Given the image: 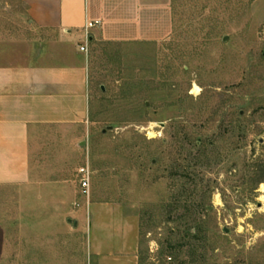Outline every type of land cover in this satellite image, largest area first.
Here are the masks:
<instances>
[{"label": "rangeland", "instance_id": "obj_1", "mask_svg": "<svg viewBox=\"0 0 264 264\" xmlns=\"http://www.w3.org/2000/svg\"><path fill=\"white\" fill-rule=\"evenodd\" d=\"M170 8L163 40L88 42L77 138L44 135L29 180L0 185V264H264V0ZM24 13L0 0L20 37Z\"/></svg>", "mask_w": 264, "mask_h": 264}, {"label": "crops", "instance_id": "obj_2", "mask_svg": "<svg viewBox=\"0 0 264 264\" xmlns=\"http://www.w3.org/2000/svg\"><path fill=\"white\" fill-rule=\"evenodd\" d=\"M22 3L27 35L0 22L2 186L29 180L32 154L44 135L65 131L77 138L89 105L87 57L80 46L97 39L158 41L172 29L170 0ZM93 20L100 23L86 33V22Z\"/></svg>", "mask_w": 264, "mask_h": 264}, {"label": "trees", "instance_id": "obj_3", "mask_svg": "<svg viewBox=\"0 0 264 264\" xmlns=\"http://www.w3.org/2000/svg\"><path fill=\"white\" fill-rule=\"evenodd\" d=\"M196 207L199 209V212L203 211V213H208V211L206 210V205L203 202L197 203ZM192 230L196 232L193 234ZM184 231H185V235L182 239L183 241L179 242L180 244L178 246L180 247V246L188 245L189 246L188 250L190 251V254H194L198 249L197 247H200L199 244L203 242L205 239L203 235L204 230L200 225V223H193L191 225L190 224L187 225Z\"/></svg>", "mask_w": 264, "mask_h": 264}, {"label": "built area", "instance_id": "obj_4", "mask_svg": "<svg viewBox=\"0 0 264 264\" xmlns=\"http://www.w3.org/2000/svg\"><path fill=\"white\" fill-rule=\"evenodd\" d=\"M100 23L99 20H93V21H87L85 26H84V30L86 31V33L88 32V30L90 28H92L95 25H98ZM80 50L87 52V47L85 45L80 46ZM78 174H79V182H80V186L81 189L84 193L87 192L88 187H89V181H90V172L89 169L87 167H80L78 169Z\"/></svg>", "mask_w": 264, "mask_h": 264}]
</instances>
